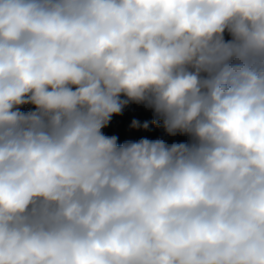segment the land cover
Returning a JSON list of instances; mask_svg holds the SVG:
<instances>
[{"label":"clouds","instance_id":"9594fccd","mask_svg":"<svg viewBox=\"0 0 264 264\" xmlns=\"http://www.w3.org/2000/svg\"><path fill=\"white\" fill-rule=\"evenodd\" d=\"M0 264H264V0H0Z\"/></svg>","mask_w":264,"mask_h":264},{"label":"trees","instance_id":"16d2710c","mask_svg":"<svg viewBox=\"0 0 264 264\" xmlns=\"http://www.w3.org/2000/svg\"><path fill=\"white\" fill-rule=\"evenodd\" d=\"M30 108V105H26L22 110L28 111ZM154 118L153 112L144 105L129 103L121 115L112 118L109 126L104 129V132L106 135H116L118 137V143H123L129 140L137 141L141 138L153 140L162 138L168 143L182 142L186 139V137L183 136H168L162 127H158L152 123ZM133 120H137L140 127L132 128L131 124ZM145 122L148 124L146 129L143 127Z\"/></svg>","mask_w":264,"mask_h":264}]
</instances>
